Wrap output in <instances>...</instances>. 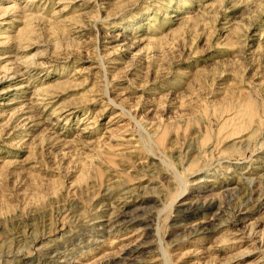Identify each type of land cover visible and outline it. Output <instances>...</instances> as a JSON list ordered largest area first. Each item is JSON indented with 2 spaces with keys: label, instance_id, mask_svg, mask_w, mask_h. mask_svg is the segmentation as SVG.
<instances>
[{
  "label": "rangeland",
  "instance_id": "rangeland-1",
  "mask_svg": "<svg viewBox=\"0 0 264 264\" xmlns=\"http://www.w3.org/2000/svg\"><path fill=\"white\" fill-rule=\"evenodd\" d=\"M0 264H264V0H0Z\"/></svg>",
  "mask_w": 264,
  "mask_h": 264
},
{
  "label": "bare ground",
  "instance_id": "bare-ground-1",
  "mask_svg": "<svg viewBox=\"0 0 264 264\" xmlns=\"http://www.w3.org/2000/svg\"><path fill=\"white\" fill-rule=\"evenodd\" d=\"M115 214V213H114ZM120 215V214H119ZM116 216V215H115ZM116 218V217H115Z\"/></svg>",
  "mask_w": 264,
  "mask_h": 264
}]
</instances>
